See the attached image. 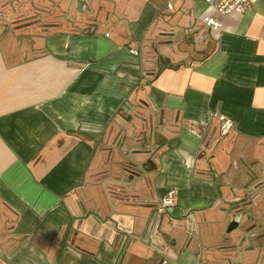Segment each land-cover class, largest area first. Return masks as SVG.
Instances as JSON below:
<instances>
[{"label": "crops", "instance_id": "0c3cea01", "mask_svg": "<svg viewBox=\"0 0 264 264\" xmlns=\"http://www.w3.org/2000/svg\"><path fill=\"white\" fill-rule=\"evenodd\" d=\"M84 1L0 0V264H215L264 166V0Z\"/></svg>", "mask_w": 264, "mask_h": 264}, {"label": "water", "instance_id": "95a60500", "mask_svg": "<svg viewBox=\"0 0 264 264\" xmlns=\"http://www.w3.org/2000/svg\"><path fill=\"white\" fill-rule=\"evenodd\" d=\"M78 4V11L82 12L84 10L85 1L84 0H77ZM149 120L152 119V115L149 116ZM153 131V130H152ZM147 151H137L133 154L138 153H146ZM135 165L139 172H145V168L148 167L149 163H140L135 162ZM255 164H252L254 166ZM260 172H264V166L261 167H246V171L244 175L246 176V182L243 184L242 187H233L240 192L239 198L234 200H226V206L221 209V216L223 220H229L228 230L227 233L231 232H239L243 233L245 229L253 231L257 225L262 226L264 225V190L259 189L260 187L257 185H253V182L259 178ZM238 174L234 177L236 178ZM122 182V181H121ZM251 198L249 202H244L245 199ZM256 231H253V234ZM249 236V234H246ZM251 235V236H252ZM229 248L222 250V256L219 258V262L215 264H232L236 262L237 264V256L240 255L238 251L234 256L231 257V254L235 251L228 250ZM168 257V254H165ZM169 258V257H168Z\"/></svg>", "mask_w": 264, "mask_h": 264}, {"label": "built area", "instance_id": "2783aa9c", "mask_svg": "<svg viewBox=\"0 0 264 264\" xmlns=\"http://www.w3.org/2000/svg\"><path fill=\"white\" fill-rule=\"evenodd\" d=\"M168 0L166 7L171 10L172 4ZM206 6L217 12L219 15L226 16L231 13L245 14L251 11L258 0H203ZM207 26L219 29L221 24L211 17L205 18ZM219 121V133L225 136L234 126L233 120L224 114L217 115ZM175 190H168L161 200V205L167 209L171 208L175 202Z\"/></svg>", "mask_w": 264, "mask_h": 264}, {"label": "flooded vegetation", "instance_id": "af4514ba", "mask_svg": "<svg viewBox=\"0 0 264 264\" xmlns=\"http://www.w3.org/2000/svg\"><path fill=\"white\" fill-rule=\"evenodd\" d=\"M31 21H34V19L30 20V23ZM253 231H256L254 235H252ZM253 231L248 230V228L245 229L243 233H239L235 237L233 243L229 246L221 247V251L227 248H229L228 250L234 249L235 251L231 254L232 257L240 250L238 251L240 255L237 256V264H259L264 259V231H261L260 228ZM246 234H249V236ZM259 240H262L261 244L258 243Z\"/></svg>", "mask_w": 264, "mask_h": 264}, {"label": "rangeland", "instance_id": "374dc122", "mask_svg": "<svg viewBox=\"0 0 264 264\" xmlns=\"http://www.w3.org/2000/svg\"><path fill=\"white\" fill-rule=\"evenodd\" d=\"M257 227H259L261 231H264V225H262V226L257 225ZM258 243L261 244V243H262V240H261V241L259 240ZM222 252H223V251H222ZM254 258H255V255H254ZM219 260H221V259H216V260H215V263H216V262H219Z\"/></svg>", "mask_w": 264, "mask_h": 264}]
</instances>
